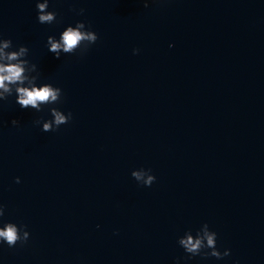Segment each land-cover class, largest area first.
Here are the masks:
<instances>
[{
  "label": "water",
  "instance_id": "water-1",
  "mask_svg": "<svg viewBox=\"0 0 264 264\" xmlns=\"http://www.w3.org/2000/svg\"><path fill=\"white\" fill-rule=\"evenodd\" d=\"M0 264H264V0H0Z\"/></svg>",
  "mask_w": 264,
  "mask_h": 264
}]
</instances>
